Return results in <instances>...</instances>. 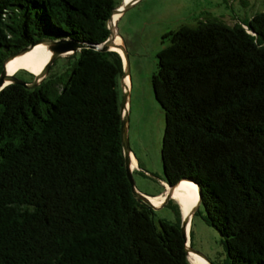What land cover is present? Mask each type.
<instances>
[{"label":"trees","instance_id":"1","mask_svg":"<svg viewBox=\"0 0 264 264\" xmlns=\"http://www.w3.org/2000/svg\"><path fill=\"white\" fill-rule=\"evenodd\" d=\"M122 1L0 0V72L38 39L105 41ZM163 40L152 83L164 180L199 184L226 264H264V10L233 25L183 24ZM61 58L75 60L64 74L0 91V264H191L180 204L170 199L176 221L158 226L127 175L122 56Z\"/></svg>","mask_w":264,"mask_h":264},{"label":"rangeland","instance_id":"2","mask_svg":"<svg viewBox=\"0 0 264 264\" xmlns=\"http://www.w3.org/2000/svg\"><path fill=\"white\" fill-rule=\"evenodd\" d=\"M263 10L264 0H138L118 20L117 29L129 57V98L133 99V113L129 115V143L131 151L135 150L138 154L143 168L134 169L135 172L132 170V175L136 188L143 194L156 192V181H160L164 174L161 147L165 112L155 97L152 83L153 74L158 69V52L169 44L168 40H163V35L183 24L196 26L201 20L213 17L223 19L230 25L246 22ZM61 57L51 66L48 74H64L67 68L74 65V59L68 63V59ZM20 69L25 68L18 71ZM22 77L26 79L27 76L22 74ZM119 89L122 104L125 92L121 79ZM129 109L130 106L128 112ZM172 205L154 209L158 226L160 219L176 221L177 215ZM205 214L201 206L192 218V247L214 264H226L227 253L222 237L206 222Z\"/></svg>","mask_w":264,"mask_h":264},{"label":"water","instance_id":"3","mask_svg":"<svg viewBox=\"0 0 264 264\" xmlns=\"http://www.w3.org/2000/svg\"><path fill=\"white\" fill-rule=\"evenodd\" d=\"M136 1H138V0H123L122 3L118 7L113 9L112 14L108 20V27L110 30L109 37L101 43H90V42L77 41L74 39H67V38H60V39L43 38V39H38V40L32 42L30 45L23 47L18 52L8 56L5 59V61L3 63V69L0 72V91H2L7 85H9L11 83L20 84V85L25 86L26 88H33V87L38 86L39 84H41V82L48 75L49 70H50L51 66L54 64V62L61 56L73 54V53H75V52H77L83 48H91V49L100 50V51H110V50H115V49H113V47H118L121 50L118 52L120 53V55L122 56V59H123V74L121 76V83H122L125 95H124V99H123V102L121 105V114H122L121 133H122V142H123V150H124V156H125L126 171H127V175H128L129 180H130L132 190H133V193L135 194V196L139 200H141L142 202H145L148 205L152 206L153 209H156L158 207H162V206L166 205L171 198H174V196H173L174 191H175L177 185L180 183V181H182L184 179H187L190 181H193V180L189 179V178H184L175 184H168L170 186V188L167 187L165 198L160 205L153 204L152 201L150 200V197L148 195L140 192L136 188V185H135V181H134V178L132 175V151H131V147H130V143H129V137H128L129 90L127 91L126 86H125V78L128 77V79H129V76H128L129 75V57H128V52H127L126 47H125V42H124L122 36L120 35L118 29H117V23H118L120 16L130 6H132ZM119 12L121 14L116 21V24H115L116 29H114L113 26L111 25V22L113 21L114 14L119 13ZM250 32L254 33V31H252V30H250ZM117 35H119L121 37V39H122L121 43H116L115 39H116ZM40 43H42L45 46H47L48 48H50L51 56H50L49 60L45 63V65L43 66V68L41 69V71L39 73H35V74L33 73L34 74L33 80L26 81L25 79L19 77L17 75L18 71H15L13 73H8L7 64L13 58L17 57L18 55L24 54L25 52L34 48L35 45L40 44ZM115 51H117V50H115ZM129 86H130V80H129ZM193 182H195V181H193ZM196 184L198 185L199 199H198L197 203L192 207L190 214L184 215L182 208H181V205H180L181 213H182L181 232H182V236H183L184 241H185V250H186L187 256L189 255L190 251H194L196 253H199L203 257H205L209 261L210 264H214L204 254L195 250L192 247L191 242H190V231H189V241H187L188 240L187 228H188V226L190 227L192 218H193L194 214L197 212V210L199 209V207L201 205V199H202L201 187L199 186L198 183H196Z\"/></svg>","mask_w":264,"mask_h":264},{"label":"bare ground","instance_id":"4","mask_svg":"<svg viewBox=\"0 0 264 264\" xmlns=\"http://www.w3.org/2000/svg\"><path fill=\"white\" fill-rule=\"evenodd\" d=\"M120 14H121L120 12L114 14L113 21L111 22V25L113 26L114 29H116L115 24ZM115 41L116 43H121L122 39L119 35H117ZM113 49L117 51H121L118 47H113ZM50 56H51L50 48H48L42 43L37 44L31 50L13 58L7 64V71L8 73H13L15 71H18L19 68H25L31 71L32 73H39L43 68V66L45 65V63L49 60ZM127 79L128 77L125 78V86ZM126 90L128 91L127 86H126ZM133 164H135L134 160L132 161V165ZM173 196L181 204L183 214L189 215L192 207L197 203L199 199L198 185L193 181L184 179L180 181V183L177 185ZM150 200L152 201L153 204L160 205L164 199L160 203H159L160 199H158V197L150 198ZM189 231H190V227L188 226L187 241H189ZM190 253H194L190 256V260H189L193 264H210L209 261L199 253H196L194 251H190Z\"/></svg>","mask_w":264,"mask_h":264},{"label":"crops","instance_id":"5","mask_svg":"<svg viewBox=\"0 0 264 264\" xmlns=\"http://www.w3.org/2000/svg\"><path fill=\"white\" fill-rule=\"evenodd\" d=\"M123 18V14L120 16V20ZM126 86L129 90V79H127L126 81ZM132 93V92H131ZM131 95V94H130ZM130 106L129 109V115L132 116L133 113V99L129 98V102H128V108ZM139 111V110H138ZM135 161V164L132 165V170L134 169H143L141 166V160L139 159L138 154L136 153V151L134 150V152H132V161ZM136 170H134L135 172ZM146 172H149L148 170H145ZM156 184H158V186L155 187V191L156 192H145L146 195H148L150 198H157L160 199L159 203L165 198L166 195V191H167V187H169L168 183L164 180V175L162 178H160V181H156ZM175 201L176 199L173 198ZM177 202V201H176Z\"/></svg>","mask_w":264,"mask_h":264},{"label":"flooded vegetation","instance_id":"6","mask_svg":"<svg viewBox=\"0 0 264 264\" xmlns=\"http://www.w3.org/2000/svg\"><path fill=\"white\" fill-rule=\"evenodd\" d=\"M18 74H19V73H18ZM18 76H19V77H21V78H24V77L20 76V74H19ZM25 80H29V79H28V77H26V79H25Z\"/></svg>","mask_w":264,"mask_h":264}]
</instances>
